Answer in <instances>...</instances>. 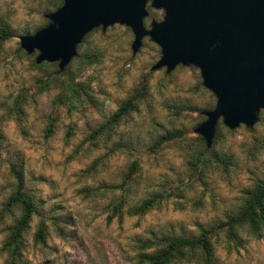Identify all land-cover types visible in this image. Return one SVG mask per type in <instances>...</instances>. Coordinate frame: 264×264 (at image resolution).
Listing matches in <instances>:
<instances>
[{
    "label": "rangeland",
    "instance_id": "374dc122",
    "mask_svg": "<svg viewBox=\"0 0 264 264\" xmlns=\"http://www.w3.org/2000/svg\"><path fill=\"white\" fill-rule=\"evenodd\" d=\"M61 1L0 0V26L10 31L0 41V264H9L2 244L19 215L3 209L14 189L10 162L21 168L36 207L15 264H146L153 249H141V241L196 236L198 225L236 214L264 178V107L251 127L229 129L219 117L206 147L193 129L216 98L199 69L151 70L159 46L144 35L133 52V34L118 22L91 30L61 70L57 61L36 67L37 51L26 54L19 36L48 22L45 14ZM144 10L148 30L163 9L146 0ZM126 100L131 109L90 137ZM147 200L150 209L129 214ZM39 219L42 244L33 240ZM238 236L237 247L223 232L211 239L212 264H264V234L241 228Z\"/></svg>",
    "mask_w": 264,
    "mask_h": 264
},
{
    "label": "water",
    "instance_id": "95a60500",
    "mask_svg": "<svg viewBox=\"0 0 264 264\" xmlns=\"http://www.w3.org/2000/svg\"><path fill=\"white\" fill-rule=\"evenodd\" d=\"M146 0H62L45 14L48 23L33 34L19 36L34 62H55L61 70L75 55L76 45L93 28L118 22L130 28L134 52L144 35L160 48L151 70L176 64L199 69L202 85L216 101L195 126L205 146L211 144L219 117L229 129L251 127L255 112L264 107V0H151L163 9L160 21L144 28Z\"/></svg>",
    "mask_w": 264,
    "mask_h": 264
},
{
    "label": "trees",
    "instance_id": "16d2710c",
    "mask_svg": "<svg viewBox=\"0 0 264 264\" xmlns=\"http://www.w3.org/2000/svg\"><path fill=\"white\" fill-rule=\"evenodd\" d=\"M47 23L48 22L46 21L43 26ZM90 31L88 33H90ZM88 33L82 38L87 36ZM9 36V29L6 26H0V41L7 39ZM79 46L80 44L78 43L75 49ZM39 64L40 65L36 67L45 64V62L43 61ZM131 107V100L124 101L110 115L107 121L100 124L98 128L91 133L90 137H95L99 134L108 132L112 126L131 109ZM47 130L49 131V128ZM9 166L14 179V189L5 201L3 209L7 212L12 208H17V210H19V215L13 224L8 227V232L4 238L2 249L8 255V263L15 264L18 259L17 256L20 254L23 247V234L28 227L31 217L36 213V207L31 196L24 188V179L21 168L15 162H10ZM153 202V200H147L143 204L131 209L129 214H141L150 209ZM121 206L122 201H119L117 204L113 205V208L119 210ZM4 211L2 210V214ZM241 228H245L247 233L255 238H259L264 234V178L257 180L252 188L246 193L241 207L236 214L231 215L214 225H198V233L196 236L165 235L160 238L141 241V249H153L145 259L142 258V261H145L146 264H171L178 260L195 259L202 264H212L214 250L211 239L219 232H223L227 241L231 243L233 247L240 246L238 230ZM45 233L46 224L43 220L39 219L36 223V229L33 234L34 242L42 244Z\"/></svg>",
    "mask_w": 264,
    "mask_h": 264
}]
</instances>
